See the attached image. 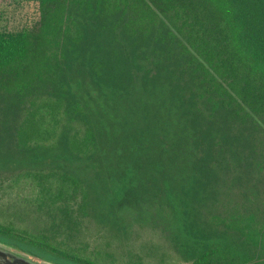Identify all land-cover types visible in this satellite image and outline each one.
I'll use <instances>...</instances> for the list:
<instances>
[{"label": "trees", "instance_id": "obj_1", "mask_svg": "<svg viewBox=\"0 0 264 264\" xmlns=\"http://www.w3.org/2000/svg\"><path fill=\"white\" fill-rule=\"evenodd\" d=\"M32 1L0 29V243L264 264V0Z\"/></svg>", "mask_w": 264, "mask_h": 264}, {"label": "rangeland", "instance_id": "obj_2", "mask_svg": "<svg viewBox=\"0 0 264 264\" xmlns=\"http://www.w3.org/2000/svg\"><path fill=\"white\" fill-rule=\"evenodd\" d=\"M39 4L31 0H0V29H20L31 28L35 31L38 30L41 24L39 15ZM235 199H239L240 196H234ZM0 201L10 204L13 202V198L6 193H0ZM146 232L144 229L137 230V237L141 236V239L145 237ZM33 259L42 261L36 256H31Z\"/></svg>", "mask_w": 264, "mask_h": 264}, {"label": "water", "instance_id": "obj_3", "mask_svg": "<svg viewBox=\"0 0 264 264\" xmlns=\"http://www.w3.org/2000/svg\"><path fill=\"white\" fill-rule=\"evenodd\" d=\"M0 264H54L47 261H38L25 253L13 250L0 243Z\"/></svg>", "mask_w": 264, "mask_h": 264}]
</instances>
